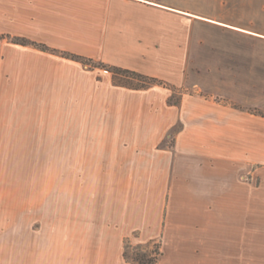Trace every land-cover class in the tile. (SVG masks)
Instances as JSON below:
<instances>
[{
    "label": "crops",
    "instance_id": "crops-1",
    "mask_svg": "<svg viewBox=\"0 0 264 264\" xmlns=\"http://www.w3.org/2000/svg\"><path fill=\"white\" fill-rule=\"evenodd\" d=\"M0 36V264H264V0H0ZM52 153L86 172L11 175Z\"/></svg>",
    "mask_w": 264,
    "mask_h": 264
},
{
    "label": "rangeland",
    "instance_id": "rangeland-1",
    "mask_svg": "<svg viewBox=\"0 0 264 264\" xmlns=\"http://www.w3.org/2000/svg\"><path fill=\"white\" fill-rule=\"evenodd\" d=\"M116 81L122 85L130 88H136L141 85L137 79L129 76L128 74H122L115 77ZM182 91L175 93L171 96L169 102L176 103L179 99V95ZM172 143L171 137L167 138L166 144L170 146ZM51 167L36 168L35 170H10L11 175H18L19 172H25L26 176L46 177L53 180H61L63 183L64 177H74L76 175H82L86 170L76 169V154L66 153H52ZM9 171V170H6ZM62 185L61 187H65ZM53 187H59V185ZM63 192V191H62ZM124 257L129 261H140L141 263H149L151 260L158 259L160 251L159 244L154 243L152 245H131L125 242L124 245Z\"/></svg>",
    "mask_w": 264,
    "mask_h": 264
},
{
    "label": "trees",
    "instance_id": "trees-1",
    "mask_svg": "<svg viewBox=\"0 0 264 264\" xmlns=\"http://www.w3.org/2000/svg\"><path fill=\"white\" fill-rule=\"evenodd\" d=\"M4 37L0 36V39H2ZM5 38H7L8 40H10L13 43H17L20 45H32L34 47H37L41 50L44 51H48L49 49L46 48L44 45L41 44H37V43H33L30 42L28 40L25 39H20V38H15V37H10V36H6ZM52 52H56L51 50ZM60 55H62L63 57L75 60V61H79L81 63H83L84 65L90 66V67H102L106 70H108L109 72H111L114 77L118 76V75H122V74H128L129 76L137 79L139 82H141V85L139 87L133 88V89H143V88H147V87H151L154 85H161L162 82H160L159 80L155 79V78H151V77H147L144 75H141L139 73L133 72V71H129V70H122V69H118V68H113V67H107L101 63H95L90 59L87 58H83L80 56H76L67 52H59ZM134 264H156L157 263V258H155V260H151L149 263H141L140 261H132Z\"/></svg>",
    "mask_w": 264,
    "mask_h": 264
}]
</instances>
